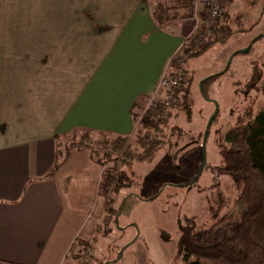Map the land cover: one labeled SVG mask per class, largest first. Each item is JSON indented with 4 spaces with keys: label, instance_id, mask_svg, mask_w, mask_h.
I'll list each match as a JSON object with an SVG mask.
<instances>
[{
    "label": "crops",
    "instance_id": "1",
    "mask_svg": "<svg viewBox=\"0 0 264 264\" xmlns=\"http://www.w3.org/2000/svg\"><path fill=\"white\" fill-rule=\"evenodd\" d=\"M157 2L0 0V264H59L81 234L102 167L58 139L133 132L190 32Z\"/></svg>",
    "mask_w": 264,
    "mask_h": 264
},
{
    "label": "rangeland",
    "instance_id": "2",
    "mask_svg": "<svg viewBox=\"0 0 264 264\" xmlns=\"http://www.w3.org/2000/svg\"><path fill=\"white\" fill-rule=\"evenodd\" d=\"M224 4L229 14L240 19L241 30L199 56L185 57L179 49L174 63L168 66V69L173 68L178 58L183 57L181 68L189 78L192 102L189 113L172 109L175 113L165 129L166 140L178 143L174 158L166 142L152 162L131 158L127 165H117V169L125 170L132 179V185L120 191L114 204L120 211L105 218L99 196L95 211L90 210L91 216L86 219L81 234L59 264H185L177 252L181 226L193 218L196 228L203 230L214 221L213 213L221 217L230 211H239L236 205L239 188L232 177L215 170L220 164L217 142L250 104L254 109L264 105L256 91L244 94L240 90L254 66L264 78V0H224ZM184 22V31L191 30L194 20L188 18ZM182 25L180 23L178 29ZM244 49L247 50L242 52ZM215 74L219 75L205 85L204 90L210 91L207 99L217 103L218 112L203 148V132L214 104L203 97L201 82ZM146 99L149 101L147 96L142 102L137 101L134 112L138 120L149 115L147 103L143 105ZM134 122L135 131L129 135L131 141L136 134L137 122ZM86 131L77 130L60 137L61 150L80 149L88 155L93 168H101V160L107 159L103 157V150L108 149L100 144L103 133L92 131L88 138H83ZM178 131L180 135L176 134ZM104 138L107 142L112 139L110 135ZM203 153L205 164L200 175L194 184L186 185L198 174ZM98 177L100 179V175Z\"/></svg>",
    "mask_w": 264,
    "mask_h": 264
},
{
    "label": "trees",
    "instance_id": "3",
    "mask_svg": "<svg viewBox=\"0 0 264 264\" xmlns=\"http://www.w3.org/2000/svg\"><path fill=\"white\" fill-rule=\"evenodd\" d=\"M193 6L194 0H163L154 5L152 16L159 25L184 24V21L192 18ZM239 24L240 19L226 11L220 19L211 21L207 29L193 31L192 27L190 36L180 47L181 53L185 57L199 56L211 47L224 43L235 31L241 30ZM198 37L202 41L199 42ZM193 45L195 48L190 49ZM217 75L207 77L201 84V93L206 100L210 91L206 92L204 86ZM183 78L175 89L176 101L170 107L163 104L161 90L147 96V113L150 116L138 120L134 115L137 124L132 141L129 135H101L100 144L108 149L103 150V157L107 159L100 162L103 168L97 192L103 200L102 209L107 218L118 214L120 210L114 205L116 199L120 191L132 185L131 176L125 170L117 169V165H127L131 158L152 162L162 148V143L166 142L174 158V148H177L178 143L166 140L165 129L175 113L172 109L187 110L189 113L192 105L189 78L185 72ZM240 90L244 94L256 91L264 100V78L256 66ZM153 114L159 116L153 118ZM90 132L86 131L82 137L88 138ZM176 134L180 135L181 132ZM104 135H110L112 139L107 142ZM217 146L220 164L215 170L232 177L239 188L240 194L236 198L239 211H230L221 217L213 213L214 221L203 230L196 228L193 218L188 220L186 225L180 227L178 255L185 264H264V105L254 109L250 104L237 117L236 124L218 139Z\"/></svg>",
    "mask_w": 264,
    "mask_h": 264
},
{
    "label": "built area",
    "instance_id": "4",
    "mask_svg": "<svg viewBox=\"0 0 264 264\" xmlns=\"http://www.w3.org/2000/svg\"><path fill=\"white\" fill-rule=\"evenodd\" d=\"M193 14L192 19L194 20L193 31L200 29H207L210 22L220 19L222 15L225 13L223 0H194L193 6ZM190 36L188 33L186 37L187 39ZM198 41H202L200 37H198ZM195 45L191 46L190 49H194ZM197 46V45H196ZM180 49V48H179ZM179 50H177L174 55L168 60L167 66L162 73L160 80L157 85V89H161L163 96L162 102L166 107H170L176 100L175 97V89L182 83L183 78V70L181 68L182 58H178V63L173 65V68L168 69L169 64L174 60V57L177 55ZM174 63V61H173ZM155 90V92H157ZM153 117H158V114H153Z\"/></svg>",
    "mask_w": 264,
    "mask_h": 264
},
{
    "label": "water",
    "instance_id": "5",
    "mask_svg": "<svg viewBox=\"0 0 264 264\" xmlns=\"http://www.w3.org/2000/svg\"><path fill=\"white\" fill-rule=\"evenodd\" d=\"M246 50L247 49H244V50H242V52H245ZM206 79L207 78L202 80V82L205 81ZM202 82H201V84H202ZM207 100H209L210 102H212L214 104V110H213L212 114L210 115V117L208 118V120L206 122V125H205V128H204L203 137H202V146H203V148L205 146V141H206V138H207V134H208L210 125H211L212 121L215 119V117L217 115V112H218L217 103L215 101H213V100H210V99H207ZM204 164H205V153H203L202 164H201V167H200V170H199L198 174L196 175V177L189 184H186V185L194 184V182L196 181V179L200 175V172L202 171V168L204 167Z\"/></svg>",
    "mask_w": 264,
    "mask_h": 264
}]
</instances>
